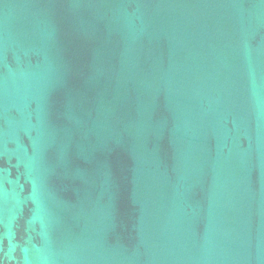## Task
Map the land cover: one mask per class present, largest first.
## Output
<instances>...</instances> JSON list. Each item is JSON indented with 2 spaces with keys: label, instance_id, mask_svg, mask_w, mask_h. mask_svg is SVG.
<instances>
[{
  "label": "water",
  "instance_id": "water-1",
  "mask_svg": "<svg viewBox=\"0 0 264 264\" xmlns=\"http://www.w3.org/2000/svg\"><path fill=\"white\" fill-rule=\"evenodd\" d=\"M0 264H264V0H0Z\"/></svg>",
  "mask_w": 264,
  "mask_h": 264
}]
</instances>
